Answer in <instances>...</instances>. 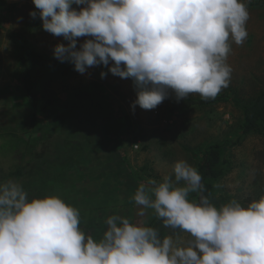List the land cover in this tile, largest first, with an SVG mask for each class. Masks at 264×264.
Here are the masks:
<instances>
[{
	"label": "rangeland",
	"instance_id": "1",
	"mask_svg": "<svg viewBox=\"0 0 264 264\" xmlns=\"http://www.w3.org/2000/svg\"><path fill=\"white\" fill-rule=\"evenodd\" d=\"M244 1L158 0L142 49L81 62L66 78L38 75L41 105L52 106L36 127L11 34L51 55L115 39L106 13L140 38L143 15L133 0H0V263L23 264L87 232L105 263L264 264V139L242 135L231 103L168 113L181 88L243 99L264 88V6ZM63 103L73 110L59 124ZM214 141L230 143L217 184L224 217L253 229L238 235V259L218 252L207 225L176 218L188 210L193 151ZM150 222L152 248L133 256L126 250L145 247Z\"/></svg>",
	"mask_w": 264,
	"mask_h": 264
},
{
	"label": "trees",
	"instance_id": "2",
	"mask_svg": "<svg viewBox=\"0 0 264 264\" xmlns=\"http://www.w3.org/2000/svg\"><path fill=\"white\" fill-rule=\"evenodd\" d=\"M157 1L147 0L141 2L133 0V3L140 9L143 15V33L140 38L122 32L108 13L105 14V20L115 33L116 38L102 45L93 42L85 48H72L63 53L47 55L38 51L22 32L11 34L10 37L16 45L19 80L24 95L27 98L26 103L31 110V120L37 125L36 127L45 126L38 118V115L41 114L46 118L48 115L45 112L52 106L47 99L41 105L42 101L39 91L46 84L37 81L38 75L45 71L49 77L66 78L75 73L81 62L123 56L135 48L142 49L152 36V23L149 11ZM241 5L264 6V0L244 1ZM2 24L3 19L0 18V28ZM95 86L96 88L100 87L99 85ZM91 95L92 91H82L77 94V97L80 100L88 101ZM220 103H231L241 111L242 135L256 134L264 139V88L249 99H243L237 91L232 89L200 97H190L181 88L178 95L172 98L168 107V113L170 116H174L196 107H214ZM54 106L57 109L61 108V111L56 116V122L59 124L66 122L73 110L70 103H63L62 106L55 104ZM228 145H230L229 142H208L199 146L196 151H193L198 160L190 178L191 193L188 200V210L187 212L177 213L176 218L184 219L185 217L190 223H203L207 225L212 234V242L218 252L223 256L238 259L243 252L236 244L237 237L241 233H252L253 229L250 225L227 220L219 203L217 184L230 169ZM21 174L22 167L18 171V175ZM151 226L150 222L145 237V247L143 249L129 248L126 251L133 256H140L149 252L152 248L150 238ZM84 234V236L78 235L79 237L75 238L70 236L66 241L54 248L51 247L48 251L35 252L23 264H117L118 255L111 257L108 263L103 262L98 257L97 250L92 248L89 234L87 232ZM9 261L14 263L13 259ZM8 263L1 262L0 264Z\"/></svg>",
	"mask_w": 264,
	"mask_h": 264
}]
</instances>
